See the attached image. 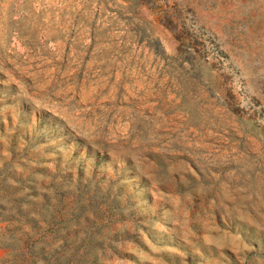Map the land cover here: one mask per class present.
<instances>
[{
    "label": "rangeland",
    "instance_id": "rangeland-1",
    "mask_svg": "<svg viewBox=\"0 0 264 264\" xmlns=\"http://www.w3.org/2000/svg\"><path fill=\"white\" fill-rule=\"evenodd\" d=\"M0 264H264V0H0Z\"/></svg>",
    "mask_w": 264,
    "mask_h": 264
}]
</instances>
